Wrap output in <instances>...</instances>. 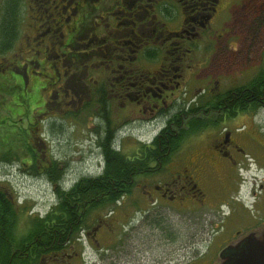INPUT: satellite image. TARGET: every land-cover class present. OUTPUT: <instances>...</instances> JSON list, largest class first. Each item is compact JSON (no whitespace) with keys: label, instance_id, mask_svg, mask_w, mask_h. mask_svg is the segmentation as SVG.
<instances>
[{"label":"flooded vegetation","instance_id":"1","mask_svg":"<svg viewBox=\"0 0 264 264\" xmlns=\"http://www.w3.org/2000/svg\"><path fill=\"white\" fill-rule=\"evenodd\" d=\"M16 1L20 22L26 10L33 19L18 82L33 79L34 92L40 71L44 112L55 103L64 117L93 118L100 150L111 141L132 150L130 166L143 165L115 203L65 208L41 264H145L148 234L170 247L154 264H229L263 236L264 49L245 68L228 61L247 54L227 40L243 0ZM185 207L180 243L173 218ZM122 209L116 230L108 220Z\"/></svg>","mask_w":264,"mask_h":264},{"label":"rangeland","instance_id":"2","mask_svg":"<svg viewBox=\"0 0 264 264\" xmlns=\"http://www.w3.org/2000/svg\"><path fill=\"white\" fill-rule=\"evenodd\" d=\"M3 2L4 0H0V13L5 6ZM230 16L228 31L231 33L227 38L228 46L245 49L247 54L242 55L238 60L237 58L232 59L235 56L229 55L228 61L239 63L238 66L232 67L245 68L256 57L253 52L264 49V0H243L231 7ZM32 25L33 19L29 11L26 10V15L20 22L18 41L9 53L0 57V184H7L12 189L14 201L25 208L26 215L42 216L56 202L55 186L45 177L27 173L28 166L21 165V162L30 164L26 147L23 145L24 139L28 138L32 146L30 147L36 150L41 163L53 160L60 163L61 172L65 171L66 181L69 185L83 176L100 173L103 169V160L101 151L96 145L93 118L85 116L77 120V118L64 117L65 115L60 110L63 106H59L60 109H55L54 105H57L55 103L47 107L44 112L41 102L43 103L47 87L42 81L44 76L40 74V71L37 72L35 69L33 73V76L37 77L34 92L33 79L27 80L28 86H25L22 81L18 82L17 77L13 75L15 65L20 61H16V59H20L21 54L25 59L30 58L26 54L29 50L26 46L29 41L28 36L32 34ZM221 44L224 45V41ZM22 62L26 64L25 60ZM219 62H224V60L220 58ZM9 86L14 88L12 94H9ZM4 88H6L5 91ZM2 120H5L6 128L3 127ZM260 122L263 129V131L261 130V142L264 143V114H262ZM25 128H27L29 136H24L21 133L18 135V132ZM121 140L122 137L119 135L118 142L120 143ZM127 147L131 146L128 144ZM10 148L18 153L19 159L14 158L10 162H5L1 159L2 152H6ZM120 148L127 156L132 153L129 148L126 150L122 146ZM187 208L185 207L179 212V219L177 218L179 215L173 218L179 231L180 243H184L190 232L187 220L190 213ZM124 210L118 211L114 217L108 220L109 223L114 224L111 227L116 230H119L126 221L128 212L126 213ZM103 211L102 217L105 216ZM159 240L151 234L142 238L141 245L144 255H146L145 264H154L153 259H159L163 253L169 251L170 247L165 246ZM114 244L115 241L110 238L106 244H103V248H111ZM110 252L107 251L108 254ZM180 254H183L182 249ZM181 260L182 258L176 262Z\"/></svg>","mask_w":264,"mask_h":264},{"label":"trees","instance_id":"3","mask_svg":"<svg viewBox=\"0 0 264 264\" xmlns=\"http://www.w3.org/2000/svg\"><path fill=\"white\" fill-rule=\"evenodd\" d=\"M3 4L5 6L0 13V57L13 49L19 38L20 28L17 1L4 0ZM8 89L9 94H12L14 88L9 86ZM1 123L4 128L7 127L4 126L5 120ZM20 133L29 136L27 128L20 130L18 135ZM114 138L116 140V135ZM111 143L107 141L103 150H100L102 171L96 175L83 176L69 185L65 171L61 172L57 160L41 163L28 138L23 140L30 164L21 162V165L28 166L27 173L45 177L55 186L56 202L42 216L26 215L25 208L14 201L12 189L7 184H0V264H41L51 245L56 247L55 242L51 244L49 231L61 233L64 217L68 214L64 211L65 208L74 210L77 207H103L115 203L125 195L129 171L132 168V171L137 173L143 165L134 162L130 166L126 155ZM14 158L19 159V156L12 148L2 152L3 161L10 162ZM56 242L58 243V239Z\"/></svg>","mask_w":264,"mask_h":264},{"label":"water","instance_id":"4","mask_svg":"<svg viewBox=\"0 0 264 264\" xmlns=\"http://www.w3.org/2000/svg\"><path fill=\"white\" fill-rule=\"evenodd\" d=\"M245 249L248 251L245 252ZM229 264H264V234L246 248H237L229 255Z\"/></svg>","mask_w":264,"mask_h":264}]
</instances>
